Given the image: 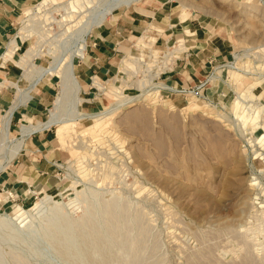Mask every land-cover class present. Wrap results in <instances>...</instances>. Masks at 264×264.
<instances>
[{
    "label": "rangeland",
    "instance_id": "374dc122",
    "mask_svg": "<svg viewBox=\"0 0 264 264\" xmlns=\"http://www.w3.org/2000/svg\"><path fill=\"white\" fill-rule=\"evenodd\" d=\"M90 1L83 0L92 8ZM161 1L174 8V22L184 5L185 24L195 18L228 39L230 57L219 65L235 56L233 62L251 73L223 70L217 80L225 88L211 97L178 92L165 78L181 61V52H172L183 36L151 30L157 37L152 56L134 45L132 54L141 59L130 65V75L120 64L116 76L102 82L103 94L81 91L79 109L95 114L111 101L127 103L101 121L79 120L72 143L62 149L68 157L61 185L21 205L36 215L39 198L50 194L64 213L37 215L35 228L17 229L15 237L0 231V264H264V143L256 139L264 130L251 132L256 116L237 112L241 101H263L264 0ZM52 2L39 23L44 62L38 66L53 62L54 50L67 56L76 48L69 37L80 24L77 13L70 18L68 0ZM149 3L131 9L152 15ZM30 40L39 55L38 37ZM52 78L57 96L60 79ZM73 102L69 96L62 112ZM16 208L0 214L14 215Z\"/></svg>",
    "mask_w": 264,
    "mask_h": 264
},
{
    "label": "crops",
    "instance_id": "0c3cea01",
    "mask_svg": "<svg viewBox=\"0 0 264 264\" xmlns=\"http://www.w3.org/2000/svg\"><path fill=\"white\" fill-rule=\"evenodd\" d=\"M35 1L0 0V132L6 117L11 114L13 138H20L23 125L46 120L50 115V106L57 98L58 84L52 74L39 78L38 67L41 66L38 65L44 62L42 56L36 57L38 55L35 54L32 58L34 66L30 73L21 64L31 40L17 38L18 28L27 8L34 5ZM148 1L147 9L153 8L154 15L136 12L132 7L119 9L88 35L85 55L80 56L75 63L76 76L82 90L90 92L92 81L107 82L115 76L123 57L128 52L132 53L137 38L148 25L153 24L168 32L169 36L179 35L186 40L187 49L180 53L181 61L173 65L174 68L165 78L168 84L182 88L207 80L200 96L211 97L219 91L223 92V80L213 83L208 81V77L215 67L230 57L228 39L196 23L195 18L192 22L189 18L184 26L177 24L174 28V19L171 18L174 16V8L163 6L161 0ZM16 38L18 45L10 58L6 59L11 43ZM261 97L264 101V89ZM62 149L54 126L27 135L13 159L0 171V211L24 205L38 193L57 189L63 181V163L68 157Z\"/></svg>",
    "mask_w": 264,
    "mask_h": 264
},
{
    "label": "bare ground",
    "instance_id": "6f19581e",
    "mask_svg": "<svg viewBox=\"0 0 264 264\" xmlns=\"http://www.w3.org/2000/svg\"><path fill=\"white\" fill-rule=\"evenodd\" d=\"M141 1L142 0H91L90 2H94V6L92 8L88 7L87 3L86 2L84 3L83 0H68L67 3H63L64 7H68V8L70 7L71 9H73L70 12L69 10L67 11L69 12L70 18L72 14L76 12L77 13L76 24L80 23L77 25L78 27L72 33H70L71 36L69 37L70 41L72 40L75 42L76 48L72 55H67V56L66 55L60 56L58 52H55L54 50V52L51 53L53 54V62L48 64V66L46 67L44 66L38 67L39 68L38 72L40 74L39 78L45 77L47 76V74H54L56 77L60 79V82H59L60 83L59 84L60 93H58L57 99L55 103L53 104L52 109H50L49 117L44 121H38L33 124L23 125L21 128L20 138H13V137L11 138L12 136L11 129H10L11 128L10 127L11 114H9L6 117L4 121V125L1 128V132H0V171L4 169L7 166V164L13 159V157L19 150L23 142V139L27 135H29L31 132L39 130V129L47 128L50 126H57L56 127L57 128L56 138L59 142V145L61 148L67 149L69 145L72 143L70 139V133L74 129V127L76 126L79 120L86 119V118H96L97 121H101L105 117L113 116L117 112V110L120 108V106L127 103L125 98L124 99L120 98L116 101H111L107 109H103L100 112H97L95 114H92V113L88 114V113L82 112L79 109V105L82 102V99L80 97V94L82 91V85L76 76L74 58L85 55V50L87 47V36L93 30H96L101 25H103V23L105 22V20H107V18H109V16H112L119 9L131 8L135 4H140ZM53 5H54V2L51 3V0H41L40 2H37L33 6L29 7L27 11H30L31 14L28 15L26 12L18 28L17 38L23 39V38H32L33 36L38 37V42H40V44L38 45L39 55L37 57L42 56V48H41L42 40H39V39L43 38V33L38 31L39 23H41L40 22L41 17L45 13H49L48 10ZM43 7L45 8L43 9ZM152 12H153V8L146 10L147 14L152 13ZM186 16H187V13L185 11V6L183 5V10L181 14L179 15V19L178 21H175L173 23V27L175 28L177 24L184 26ZM34 21H35V24H34ZM152 25H148L146 27L144 32L137 38L136 43H135V46L138 49L142 51L147 50V54L149 55L152 54V43L157 40V37L155 36L154 33L151 32V30H156L157 32H163L161 29L157 28L156 26H152ZM17 38L13 39L11 43V48L8 50L6 59L12 53H14V50L16 49V46L18 45ZM177 42L178 44L173 49L172 54L173 53L179 54L180 52H183L184 47L186 49L184 38L183 39L181 38ZM34 51H35V47L29 46L26 52L24 53V55L22 56L21 64L26 67V70L29 73L32 71V67H33L32 62H31L32 58L36 54V52L34 54ZM64 54H68V53L65 52ZM168 54H171V53H168ZM143 56H145L144 53H143ZM140 59H141L140 57L135 56L132 53L128 52L125 55V57H123L122 59L121 67H120L121 73L123 75L125 74V76H129L131 72V70L129 69L130 65L139 63ZM238 65L239 64H236V62H232L225 66L215 67V71L211 75V77L208 79V81H213L214 83V81L220 78L223 70H227L228 72H230L236 69V70H243L245 74L251 73L250 69L241 68L242 65L241 66H238ZM257 71L258 70H256L255 72ZM115 76H113L112 78H114ZM95 83H96V86L100 90L105 91L106 83L104 84L100 81H95ZM159 88L175 90L171 86L163 85V84L160 85ZM69 96L73 98L74 102L71 103V106L68 108L70 110H67L66 112H62V109H63L62 106L66 103V100L68 99ZM254 101L255 102H252L253 104H249V105L247 102L241 101L240 106L237 108V112L239 114L240 112H243L244 110H246L248 112L247 115L256 116L258 121L256 120V123H254L252 127L250 128L251 132H256L257 129L262 128L264 126V101H261L260 99H257V98ZM258 118H260L261 120L259 121ZM256 139L262 140L261 143H264V131ZM251 140L253 139L251 138ZM253 143L255 142L253 141ZM76 187H77V182L75 181L73 186L71 185V188L75 190ZM62 194L63 192H60L58 195H62ZM43 200L45 201L46 204L43 202ZM56 200H57L56 197L50 194H45L43 197L39 198V201L34 206V208L38 210L36 215H34L30 211L25 210V208L22 207L21 205L17 206L16 213L14 215L0 214V231H3V233L7 237L8 236L13 237L15 234L18 233L17 229L24 228L28 230H33L36 226L37 221L39 220L37 215L47 214L48 212H51V211L52 212L61 211L62 213H64L62 209L64 207L59 206L58 203L52 206L53 201L56 202ZM60 202H61L60 204L64 203L63 201H60ZM0 251H2L1 247H0Z\"/></svg>",
    "mask_w": 264,
    "mask_h": 264
},
{
    "label": "built area",
    "instance_id": "2783aa9c",
    "mask_svg": "<svg viewBox=\"0 0 264 264\" xmlns=\"http://www.w3.org/2000/svg\"><path fill=\"white\" fill-rule=\"evenodd\" d=\"M27 39H30V38H27ZM76 46V44H75ZM75 48V47H74ZM80 58V57H79ZM235 59V56H233V60ZM233 60L231 62H233ZM229 63V62H228ZM222 64V63H221ZM226 64H223V65H218V66H225ZM217 66V67H218ZM108 82V81H107ZM207 84V80L204 81V82H200L198 85H194V86H191V87H182L180 88L179 90H177L178 92H181L185 95H189V96H200V91L203 87H205ZM92 90H96L98 91V96H100V92L103 94L105 91H102L100 90L97 86H96V83L95 81H92L91 83V87H90V91ZM10 196H12L10 194Z\"/></svg>",
    "mask_w": 264,
    "mask_h": 264
}]
</instances>
